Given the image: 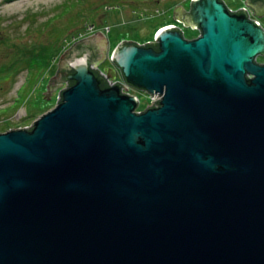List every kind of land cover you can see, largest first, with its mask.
I'll use <instances>...</instances> for the list:
<instances>
[{
	"label": "water",
	"instance_id": "water-1",
	"mask_svg": "<svg viewBox=\"0 0 264 264\" xmlns=\"http://www.w3.org/2000/svg\"><path fill=\"white\" fill-rule=\"evenodd\" d=\"M178 7L198 37L167 27L104 68L158 106L75 51L58 105L0 133V264H264V26L224 0Z\"/></svg>",
	"mask_w": 264,
	"mask_h": 264
},
{
	"label": "rangeland",
	"instance_id": "rangeland-1",
	"mask_svg": "<svg viewBox=\"0 0 264 264\" xmlns=\"http://www.w3.org/2000/svg\"><path fill=\"white\" fill-rule=\"evenodd\" d=\"M189 1L0 0V133L32 126L58 105L67 82L48 85L61 53L94 32L106 45L101 52L105 61L99 64L103 69L113 67L112 53L124 41L157 42V33L172 26L186 30L187 39L198 37L199 29L177 19L178 6ZM224 2L238 10L246 8L247 0ZM256 60L264 64V55ZM135 92L139 108L145 109L149 92Z\"/></svg>",
	"mask_w": 264,
	"mask_h": 264
},
{
	"label": "trees",
	"instance_id": "trees-1",
	"mask_svg": "<svg viewBox=\"0 0 264 264\" xmlns=\"http://www.w3.org/2000/svg\"><path fill=\"white\" fill-rule=\"evenodd\" d=\"M187 14H189V12L187 13ZM186 14V15H187ZM186 15H184L185 17H186ZM263 17V16H262ZM260 18V17H259ZM261 19V18H260ZM262 20V19H261ZM192 30H194V31H196L197 29H193L192 28ZM200 33H201V31L200 30H198ZM183 34H184V37H186V35H185V32H186V30H184L183 29ZM89 41L90 40H82V41H80V42H78V43H75V46H73V48L70 50V51H68V53L67 54H64L67 58H66V63H64L63 64V66L61 67V69L59 68V70H60V72H63L64 74L65 73H67V72H69V71H73L72 69H71V65L69 64V62H68V60L71 58V56H72V53H74L75 51H84V50H88V51H90L91 52V65L93 66L94 65V63L95 64H97L98 63V61L101 59V55L98 53V47L96 46V44L95 43H93V42H90L89 43ZM131 42H134V41H124V43H131ZM136 43V42H135ZM157 44V42H147V43H145V45H147V46H151V45H156ZM97 51V52H96ZM97 54H96V53ZM260 56H262V55H260ZM93 68V67H92ZM94 69V72L98 75V76H100V77H103L102 75H101V73H100V70L99 69H96V68H93ZM59 72V71H58ZM57 72V73H58ZM62 81H66L67 82V85H68V87H70V86H72L71 84H73V82H71V81H68V80H66L65 79V77H63V80ZM108 81H107V79H105L104 80V83H103V86H108L109 85V83H107ZM63 92V91H62ZM62 100V96H61V98L59 99V101L58 102H60ZM140 109H142V108H140Z\"/></svg>",
	"mask_w": 264,
	"mask_h": 264
},
{
	"label": "built area",
	"instance_id": "built-area-1",
	"mask_svg": "<svg viewBox=\"0 0 264 264\" xmlns=\"http://www.w3.org/2000/svg\"><path fill=\"white\" fill-rule=\"evenodd\" d=\"M244 8V7H243ZM230 10L233 12V11H238V10H234V9H232V8H230ZM244 10H246V11H248V13L250 14V10L246 7V8H244ZM257 20H258V23L259 24H262V22L257 18ZM96 66H97V69H99L100 70V73H101V75L103 76V77H105L106 79H107V83H109V85L110 86H113V85H115V84H117V83H120V84H122V92L123 93H127V94H129V95H136L137 94V92H135V89L136 88H134V87H132V86H130V85H128L126 82H125V80H124V78L123 77H120V76H118L116 79H112V78H110L109 76H108V73H106V71L103 69V68H101L100 66H98L97 64H96ZM68 88V85L66 84L65 85V87L60 91V93H59V99L61 98V95H62V91H64L65 89H67ZM137 96H138V99H139V105H140V102H141V100H140V97H139V95L137 94ZM163 98V94L162 93H149V96H148V100H147V106L145 107V109L146 108H149V107H152V106H158L159 105V101L161 100ZM140 109V108H139ZM142 110H144V109H140V111H142ZM30 126H27V127H25V128H29Z\"/></svg>",
	"mask_w": 264,
	"mask_h": 264
},
{
	"label": "flooded vegetation",
	"instance_id": "flooded-vegetation-1",
	"mask_svg": "<svg viewBox=\"0 0 264 264\" xmlns=\"http://www.w3.org/2000/svg\"><path fill=\"white\" fill-rule=\"evenodd\" d=\"M253 5H255L256 6V9H255V12H256V15L258 16V17H262V16H264V2H259V1H257V2H253ZM187 14V12L185 13V12H183V13H180V15H179V17H181L182 19L183 18H185V16L184 15H186ZM178 19V18H177ZM179 21H180V19H178ZM181 22V21H180ZM183 23V22H182ZM90 42H92V41H89V43ZM93 43H95L94 41H93ZM96 44V43H95ZM96 46H97V44H96ZM98 47V46H97ZM98 51V53L101 55L102 53H101V50H97ZM96 51V52H97ZM95 52V53H96ZM97 54V53H96ZM101 57L103 58L104 57V54L103 55H101ZM63 66V65H62ZM62 66H60L59 68L61 69V67ZM58 72V71H57ZM63 72H60V70H59V72H58V74H57V76H55V78H54V80H53V82H52V84L51 85H55V84H57L58 82H61L62 80H63ZM50 85V84H49ZM48 85V86H49Z\"/></svg>",
	"mask_w": 264,
	"mask_h": 264
},
{
	"label": "bare ground",
	"instance_id": "bare-ground-1",
	"mask_svg": "<svg viewBox=\"0 0 264 264\" xmlns=\"http://www.w3.org/2000/svg\"><path fill=\"white\" fill-rule=\"evenodd\" d=\"M246 7L249 9V10H254V7H252L251 6V4L249 3V0H247V2H246ZM229 8V7H228ZM240 10H243L244 11V8L243 9H238V11H240ZM248 12V11H247ZM255 14V16L250 12V14L248 13V15H249V17H250V19H252V20H256V21H258L257 20V18L260 20V18L256 15V12H254ZM263 25V24H262Z\"/></svg>",
	"mask_w": 264,
	"mask_h": 264
},
{
	"label": "clouds",
	"instance_id": "clouds-1",
	"mask_svg": "<svg viewBox=\"0 0 264 264\" xmlns=\"http://www.w3.org/2000/svg\"><path fill=\"white\" fill-rule=\"evenodd\" d=\"M158 41V40H157ZM139 44V43H138ZM140 45H145V43L144 44H140ZM120 74V73H119ZM120 76V75H119Z\"/></svg>",
	"mask_w": 264,
	"mask_h": 264
}]
</instances>
